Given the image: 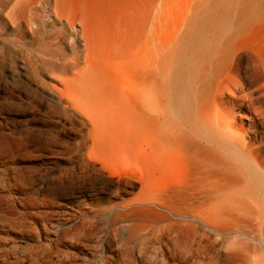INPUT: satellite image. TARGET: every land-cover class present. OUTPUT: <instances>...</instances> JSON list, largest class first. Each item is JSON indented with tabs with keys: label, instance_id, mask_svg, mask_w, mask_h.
I'll return each instance as SVG.
<instances>
[{
	"label": "rangeland",
	"instance_id": "obj_1",
	"mask_svg": "<svg viewBox=\"0 0 264 264\" xmlns=\"http://www.w3.org/2000/svg\"><path fill=\"white\" fill-rule=\"evenodd\" d=\"M65 1L70 25L55 20L53 0L11 21L0 13V264H264V203L259 215L207 220L189 196L162 197L179 163L142 192L139 129H126L117 154L91 153L89 132H119L68 103L88 78L81 16L96 20L103 44L138 48L140 90L142 41L158 26L162 38L173 36L209 0ZM245 39L264 54V17Z\"/></svg>",
	"mask_w": 264,
	"mask_h": 264
},
{
	"label": "bare ground",
	"instance_id": "obj_2",
	"mask_svg": "<svg viewBox=\"0 0 264 264\" xmlns=\"http://www.w3.org/2000/svg\"><path fill=\"white\" fill-rule=\"evenodd\" d=\"M36 2L0 0V13L11 21L14 11L22 14ZM65 2L53 0V16L70 25ZM262 2L244 0L233 6L209 0L190 11L169 38H162L158 26L156 36L139 47L140 90L138 48H128L123 40L103 44L96 20L81 16L88 78L68 103L82 107L90 121L108 120L106 129L119 132H89L85 138L89 152L117 154L126 148V129H139L146 146L142 192L154 178H169L179 163L182 173L162 197L189 196L204 206L207 220L261 214L264 54L245 38L264 17Z\"/></svg>",
	"mask_w": 264,
	"mask_h": 264
}]
</instances>
